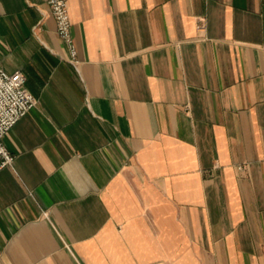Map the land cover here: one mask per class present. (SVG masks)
Here are the masks:
<instances>
[{
	"label": "crops",
	"instance_id": "1",
	"mask_svg": "<svg viewBox=\"0 0 264 264\" xmlns=\"http://www.w3.org/2000/svg\"><path fill=\"white\" fill-rule=\"evenodd\" d=\"M69 12L78 68L47 0H0L37 100L3 138L0 264H264V0Z\"/></svg>",
	"mask_w": 264,
	"mask_h": 264
},
{
	"label": "built area",
	"instance_id": "2",
	"mask_svg": "<svg viewBox=\"0 0 264 264\" xmlns=\"http://www.w3.org/2000/svg\"><path fill=\"white\" fill-rule=\"evenodd\" d=\"M47 3L56 20L58 36L68 47L70 62L78 68V51L71 32L70 0H47ZM204 29V22H199L198 30ZM26 82L21 72L9 74L0 67V172L15 162V157L4 146L3 138L37 105Z\"/></svg>",
	"mask_w": 264,
	"mask_h": 264
}]
</instances>
